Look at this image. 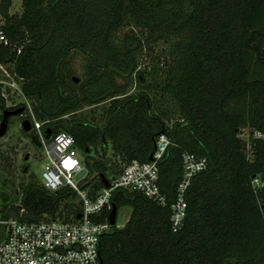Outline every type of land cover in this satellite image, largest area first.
Returning a JSON list of instances; mask_svg holds the SVG:
<instances>
[{"label":"trees","instance_id":"obj_1","mask_svg":"<svg viewBox=\"0 0 264 264\" xmlns=\"http://www.w3.org/2000/svg\"><path fill=\"white\" fill-rule=\"evenodd\" d=\"M9 5L0 1L10 43H0V63L35 101L44 136L49 129L74 137L88 171L83 187L99 190L101 174L110 180L132 160L149 161L159 134L171 140L158 163L168 204L115 190L111 203L131 213L101 237L103 264H264V187L251 186L264 173V0H21V12L11 15ZM159 42L165 47L155 53ZM74 52L85 57L78 82L67 64ZM5 101L0 84V119L5 108L26 110ZM98 105V118L84 116ZM247 127L262 137L250 133L246 141ZM183 152L208 165L193 177L174 230L169 204ZM8 161L2 155L3 168ZM29 178L18 205L19 194L0 179L1 217L23 208L27 220L67 218L75 210L74 192L53 193Z\"/></svg>","mask_w":264,"mask_h":264},{"label":"built area","instance_id":"obj_2","mask_svg":"<svg viewBox=\"0 0 264 264\" xmlns=\"http://www.w3.org/2000/svg\"><path fill=\"white\" fill-rule=\"evenodd\" d=\"M0 43L10 44L3 29L1 13ZM0 69L9 76L1 63ZM2 82L0 80V84ZM30 119V129L38 132V145L46 161L41 170L40 184L53 193L61 189L71 190L76 195L77 206L67 218L43 216L41 219L27 220L23 218V208L18 216H0V264H103L100 255L101 237L113 225L108 216L103 220L99 218L103 210L111 209V198L115 190L138 192L162 206L168 204L167 196L158 184V163L171 145L170 138L166 134H159L149 161L132 160L118 175L108 180V187L102 185L101 189L94 190L89 185L82 186L88 182V171L84 165V155L75 147L74 137L64 131L45 137L43 123L36 121L33 114ZM250 133L262 137V133L253 127L242 129L240 136L244 134L248 141ZM181 159L182 176L175 186L173 201L169 204L174 230L183 224L187 208L186 193L193 177L208 165L204 156L192 152H183ZM251 186L254 192L262 189L264 173L253 175ZM20 198L21 193L16 205L20 204Z\"/></svg>","mask_w":264,"mask_h":264},{"label":"rangeland","instance_id":"obj_3","mask_svg":"<svg viewBox=\"0 0 264 264\" xmlns=\"http://www.w3.org/2000/svg\"><path fill=\"white\" fill-rule=\"evenodd\" d=\"M9 1H10V5L9 8L7 9V13L9 15L20 13L21 0H9ZM2 11H3V7L2 8L0 7V13ZM122 33L123 32H121L120 35ZM163 47H165V45H163L162 42H159L156 45L154 52L159 53L160 49H163ZM145 61L146 62L149 61V58L145 59ZM84 62H85L84 55L79 54L78 52H74L71 54L67 64L72 66L74 70L73 76L78 77L79 79L82 78ZM1 65L3 69L6 70L7 73L9 74V76L6 75L4 71L0 69V80L3 81L1 85L3 90V95L6 100L5 101L6 107H14L20 104L26 106L24 116L22 115V116L12 117L10 119V122H8V129L6 131V134L3 137H0L1 157L2 155L8 157L9 159L8 162L10 164V166H8L7 168H3L1 162L0 179L7 178L10 182L7 184L6 190L16 191L17 194H19L21 192L20 185H25L29 181L30 179L29 175L31 173H33L36 180L38 181L40 180L41 170L45 165L46 161L42 156L43 153H41V147L39 145H35V143L32 141V137L37 136L38 138L37 130L30 129L29 131L26 132L23 130L21 126V120H23L22 118L28 116L31 117V114H33L32 108L35 101L32 99L25 98L22 95L20 89V81L15 79L14 75L10 72L11 66L9 68L7 64L1 63ZM117 81L118 83L121 84L124 83V80L121 78H118ZM138 87L139 84L136 82L134 78H132L131 86L129 87L130 91L135 92L138 89ZM84 109H85L83 111L84 116L90 117L91 115H93L96 118H98V114L102 108L101 105H98L96 107L88 106ZM245 131H248V129ZM241 136H243V139L246 138L244 134ZM46 140L48 141V139ZM111 154L112 151L109 148L107 152L108 157L114 160V163L118 165L119 159L113 157ZM82 174L83 172L80 175ZM130 213H131V207L129 206L121 207L117 211L116 226L121 227L128 219Z\"/></svg>","mask_w":264,"mask_h":264},{"label":"water","instance_id":"obj_4","mask_svg":"<svg viewBox=\"0 0 264 264\" xmlns=\"http://www.w3.org/2000/svg\"><path fill=\"white\" fill-rule=\"evenodd\" d=\"M73 80L75 82H78V78L75 77V76H73ZM23 110H24V107L20 106V107L14 108V109L5 108L2 111V117H1V120H0V137H3L6 134V131L8 129L9 117L13 116V115H16V114H20ZM21 126H22L23 130L27 132V131L30 130V126L31 125H30V122H29L28 119H23L22 122H21ZM50 132L51 131L49 129H47L45 131L46 137H49ZM150 159H151V156H150ZM99 177L101 179V182H102L103 186L104 187H108L109 186L108 179L103 174H101ZM116 215H117V207L112 202L111 203V209H110V212L108 214V220H109L111 225H115L116 224ZM78 217H79V215H78ZM112 232H113V229L109 233H112Z\"/></svg>","mask_w":264,"mask_h":264},{"label":"flooded vegetation","instance_id":"obj_5","mask_svg":"<svg viewBox=\"0 0 264 264\" xmlns=\"http://www.w3.org/2000/svg\"><path fill=\"white\" fill-rule=\"evenodd\" d=\"M10 109H11V108H10ZM24 114H25V111H24V113L22 112V114L20 113V114H16V115L10 116L9 119L12 118V117H14V116H22V115L24 116ZM24 118H25V117H23L22 119H24ZM21 122H22V120H21ZM29 122H30V121H29ZM30 125H31V124H30ZM26 159H27V157H26Z\"/></svg>","mask_w":264,"mask_h":264}]
</instances>
